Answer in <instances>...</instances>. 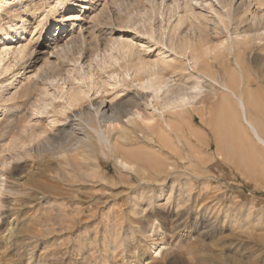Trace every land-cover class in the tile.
I'll return each instance as SVG.
<instances>
[{"label": "rangeland", "instance_id": "1", "mask_svg": "<svg viewBox=\"0 0 264 264\" xmlns=\"http://www.w3.org/2000/svg\"><path fill=\"white\" fill-rule=\"evenodd\" d=\"M6 1L9 6L0 12V53L4 47L17 49L20 46H30L34 53L27 64L29 68L26 75L20 78L24 80L19 83L18 88H23L27 83L26 78L30 77L32 82H29L32 85L37 83L40 89L18 98L15 102L21 107L26 106L30 97L33 100L39 99L46 89L50 93L58 94L54 82L50 83L52 79L68 77L71 70L77 75L74 60L79 58L78 61L89 69L92 58L97 54L106 53L109 45L107 40L110 41V37L132 40L146 62L159 57L161 60L165 59L169 65H164L163 73L167 74V77L173 75L174 83L178 85L180 82L179 85L185 87L188 85L187 75L190 71L194 72L193 65L187 62V56L182 57L167 47L165 40L171 35L177 40L188 34L196 40L198 46L203 47L207 44L217 46L228 37V32L223 25L220 26L216 13L218 11L225 14L226 7L218 0H178L181 3L178 13L183 15L187 11L194 24L191 26L190 22H186L176 35H173L170 29L177 22L178 15L171 18L167 15L170 14L166 11L167 7L162 10L165 12L164 17L159 12L155 15L149 0H96L97 4L93 3L92 9L81 8L85 0H72L69 8L65 10L60 6L56 14L51 12V6L56 5L58 0ZM174 1L176 0H167L166 6H171ZM28 2L31 5H26ZM186 2L190 4L188 9ZM27 8H30V11L27 21L21 24L24 26L22 34L5 40L2 29L13 33L10 25L17 23V17ZM85 11L86 14L82 16L84 19L80 22L86 38L84 42L83 38H79V28L76 24L73 25L72 21L64 20L61 32L59 23L64 14H83ZM251 11L263 15L264 0H253ZM34 12L37 14L35 19ZM194 14L198 19L193 17ZM139 15L143 20L141 16L136 18ZM135 18L139 19V22ZM36 20L46 22L44 31L37 27ZM162 27L167 29L163 30ZM231 27L233 26L230 25V30ZM150 30L155 32V37H159L163 31L166 32L163 35V43L161 40L155 43L144 36ZM72 33L75 35L76 44L74 43L70 51H61V46L72 40ZM55 40H58L59 44L54 48L52 42ZM166 44L170 45L169 41ZM216 55L214 52L208 57L213 59ZM253 55L246 56V68L252 87L257 90L264 104V53L258 51ZM0 58L4 60L0 66L1 71L3 66L12 60V52ZM128 61L121 60V65L102 69L94 60L92 68L95 82L107 80L110 84L102 86L99 94L92 91L90 98L84 102V107L88 106L89 101L97 103L102 97L110 100L116 91L125 89V95L117 102L123 101L125 110H130L136 102L141 110H146L145 99L139 98L140 89L137 86L112 85L114 79L111 76L114 73L123 75L126 65L133 67L137 63L136 59ZM226 61L228 65L232 64L231 56ZM220 62V59L212 60L214 70L220 66ZM175 64L180 65V68L175 67ZM186 68L189 70L186 71ZM182 69L185 70L184 73ZM54 74L55 77L50 80L48 77ZM130 74L128 81L135 78L133 69ZM146 76L144 72L138 78ZM10 80V72L0 77V90ZM221 96L219 94L216 99L208 97L205 100L207 107L204 103V112L200 107V110L190 109L193 111L182 113V116L172 115L171 119L177 121L178 128L177 133H171L173 141L169 147L167 144L165 147L143 137L150 131L142 125H138V130L135 125L129 126V130L122 127L111 131V138L125 145L120 149L121 154H125L133 163L136 162L137 171L140 173L147 169L148 174L144 175V180L135 171L122 170L115 156L109 153L103 155L96 146L92 150L93 156L89 163L85 164L83 159L76 160L84 170L78 166L68 167L71 171L66 170L65 165L59 168L54 154L59 151V144L64 143L66 139L63 135H56L55 139L53 136L57 127L61 126H50L46 115L41 116V122H37L38 118L31 117L28 119L31 124L26 125L27 133L21 134L22 125L16 123L14 132L12 131L14 136L11 133L9 137L3 136V141H0V159L8 156L9 160H16L17 157L13 156L24 151L22 141L27 139L26 149L32 152L25 154L23 160H19L21 170L15 176L16 180L18 179L15 185L18 193L11 195L7 192L2 196L5 209H0L4 216L1 215L0 224L3 221L9 222L8 227L11 226L12 231H15L12 242L7 246L6 242L0 240V264H141L143 261H148L149 264H264V156L255 158L251 145L231 121L228 110H225L226 107L224 108L225 105L221 102ZM54 101L56 104L63 103L62 99ZM231 110L233 112V108ZM223 111L227 113L224 118ZM5 113L6 111H0V122L3 124L7 122ZM20 116L22 114H19ZM181 117L184 118L183 121ZM178 121L182 122V128ZM142 128L145 129L144 134H141L144 131ZM33 133L37 134L34 142ZM215 133L220 136L217 137ZM0 134L2 135V132ZM123 134L125 139L121 138ZM126 134L128 136H125ZM132 134L134 136H131ZM47 138H50L57 150L38 152L39 143L43 148L47 145ZM92 143L95 145L94 141ZM220 146L222 152L219 151ZM127 148L130 149L125 150ZM129 150L138 151L148 158L144 157L143 162L131 157L127 154ZM147 161L153 166L156 161L162 162V166L166 167L165 173L157 175L155 168L153 169ZM0 167L2 171L1 162ZM74 167H77V170ZM151 175L156 177L161 185L154 181ZM160 187H164L165 196L155 202L153 200L154 205L147 207L146 198L152 192L159 191ZM173 190L174 192H171ZM135 196L143 201L141 207L133 206ZM153 224H157L159 229L162 228L161 234L159 232L155 236V241L165 246L161 253H157L151 241L145 239V233L151 231ZM120 240L123 241L120 243Z\"/></svg>", "mask_w": 264, "mask_h": 264}, {"label": "bare ground", "instance_id": "2", "mask_svg": "<svg viewBox=\"0 0 264 264\" xmlns=\"http://www.w3.org/2000/svg\"><path fill=\"white\" fill-rule=\"evenodd\" d=\"M218 1L224 4V7H226L225 14L220 13L218 11H216V13L219 18V22L221 23L220 26L223 25L225 31L227 30L228 32L226 33L228 37L222 42H220L219 45L216 46L214 44V46H207L208 44L206 41L207 45H203V47L200 45L198 46L196 40H193L191 37L188 36V34H185L184 36L178 38L177 40H175V36L171 35V37L168 40H165L167 42L169 41L170 43V45L166 44L167 42L165 43L167 47H170L173 51H175L177 54H179L182 57L187 56L188 57L187 62L189 61L193 65L192 69H194V72L191 73L190 71L189 74L187 75L189 77L188 80L187 78L185 79V81L186 80L188 81V85L186 87L179 85L180 82L178 85H176L173 80L174 77L173 75L167 77L166 76L167 74L166 75L164 74L165 73L164 65L167 66L169 65L165 59L161 60L159 57L158 59L153 60L151 62H146L139 54L140 52L137 51L136 46L134 45L132 40L124 39L122 37L121 38L119 37V39L110 37L111 40L110 41L107 40L109 42V45L107 47L108 48L107 51L105 50L106 53H104L103 55L97 54L94 58H92L91 62L88 65L89 69L85 68V64L80 63V61H78L80 59L79 58L77 60H74L76 63L75 68L77 67V75L74 73L73 70H71L69 71V74L66 72L70 76L65 78L62 77L58 80L54 78L53 80L52 78L55 77L56 74L48 77L50 80L52 79L50 83L54 82V86H56L58 90V94H56V92L50 93L49 90L46 89L40 94L41 96L39 97V99L33 100L30 99L32 97L30 98L28 97L29 100L26 106L21 107L15 101L18 98L22 97L23 95L28 96V93L30 95V92L34 90L38 91L39 89L38 88L39 85L38 86L36 85L37 83L32 85V83L29 82L32 80V78L30 77L26 78L25 81L27 83L25 84V86H23V88L21 89L18 88L19 83H21V81L24 80L20 78H23V76L26 75V72L29 68L27 67V64L30 61V58L33 55L34 51L28 45L20 46L17 49L16 48L14 49L12 47L10 48L4 47V49L0 53V56L8 55L12 52L13 58L8 64H5L0 71V77H2L4 74L9 72L11 77L10 82L6 83L3 89L0 90V103H3L0 105V111H6L5 114L7 116L6 123L3 124L0 122V132H2V135L0 134L1 135L0 141L3 139V136L9 137L10 135L13 134L12 131L14 132L15 129L14 126L16 123H21L22 125L20 129L22 132L21 134H25L23 132L27 131L26 125L31 124V120L29 121L28 119H30L31 117H36L38 118L37 122H41L40 121L41 116L46 115L47 118H49L48 124L50 126L53 127L61 126L60 128L57 127V129L54 132L53 138L55 139L56 135H63L64 139H66L64 143L59 144L57 148L59 149V151H57L56 154L53 153L54 155H56L57 158L56 163L58 162V165L60 166L59 168H61L62 165H65V169L71 171L72 169H69L68 167L73 168V166H78L82 168V170H84L81 163H79L76 160L83 159L85 164L89 163L88 161H91L93 156L92 150L96 146V148H99L101 150L103 155L104 154L107 155L109 153L115 156L114 158H116L115 160L117 161L118 166L122 170L135 171L140 175V178L144 180L145 179L144 175L148 174L147 169H145L144 167L145 170H143L142 172L139 173L137 171L138 165L136 166L135 164L136 162L133 163V161H130V159H128L125 156V154L124 155L121 154L120 149L125 145H123V143L121 144L120 141L111 138L110 136L111 131L117 130L118 128L121 129L122 127L123 129L126 128L127 130L129 126L134 127L135 125H137L136 130H138V125H142L148 128V130L150 131V133L144 134L145 129L142 128V131L144 130L141 133L144 134L143 137L145 136L153 140L154 142H158V144L160 145L162 144L165 146V144H167L169 147L173 141V139H171V133L174 134L177 133V128H178L177 121H173L171 117H173L174 115L180 116L182 113L184 114L185 112H187L188 114V111L191 112L193 111L190 109H196L198 111L200 110V107L202 108L201 110L203 111V109L205 108L204 103H206L205 100L208 97L211 96L213 99H216L218 95L221 94L222 95L221 102L223 103V105H225L224 106V108L226 107L225 110H228V114L229 117L231 118V121L233 122V124H235L240 134L243 135V137L251 145L253 155L255 156V158H261V156L263 157L264 156V104L261 101L257 93V90L253 89L252 87L250 76L248 74V69L246 68L247 67L246 56L250 57L258 51L264 53V14L258 15L251 11L253 0H223V2L222 0H218ZM72 3H73L72 0H58L56 5L51 6L52 7L51 12L53 14H56L60 6H62L66 10L67 7L69 8ZM93 3L97 4L96 0H85V2L81 5V8L92 9L94 7V5H92ZM149 3L152 4V10L155 13V15L158 14L159 12L160 15L162 14V17H164L165 12L162 10H165L166 7H167L166 11L170 12V14L167 13L166 14L170 15L171 18L173 16L178 15L177 22L170 29L173 35H176L178 31L182 28V26L186 24V22H190L189 25L191 26H193L194 24L187 11L183 15H180L178 13V9L181 8V3L178 0L174 1V3L171 6L170 5L166 6L167 0H161V1L149 0ZM185 4H186V9H188L190 6L189 2H186ZM26 5H31V3L28 2ZM7 6H9L8 1L0 0V12L4 10ZM212 9L214 8L212 7ZM28 11H30V8L24 9L19 14V17H17L19 18L18 22L17 23L15 22L12 25H10V27L12 28L11 30H13V33H11L12 31L9 33L7 30L2 29V31H4L5 40L14 39L15 36L22 34L21 33L22 29H24V26L22 25L27 21ZM86 12L87 11H85V13L83 12V14L77 13L75 15L64 14L62 17V21L59 23V28H61V32L64 28L63 21L64 20L72 21V24L73 25L76 24L77 27L79 28V38L81 39L83 38V42H84L86 38L84 36L85 34L82 31L83 26L81 25L80 22L84 19V17L82 18V16H84ZM36 16L37 14H35L34 12L33 15L34 19L36 18ZM140 16L141 15L137 16L136 18ZM193 17L198 19V17L195 14L193 15ZM141 20H143V18ZM137 21L139 22V19ZM137 21L134 22L135 26L137 24ZM35 24L43 31L46 29V22L44 20H39V21L36 20ZM134 24L132 26H134ZM230 25L233 26L231 27L232 28L231 30H230ZM162 28H164L163 30L167 29V27H162ZM221 29L223 28L221 27ZM153 30H150L149 32L147 31V33L144 34V36L151 39L155 43H159L160 40L163 43L164 41L163 35L166 34V32L163 31L161 32L159 37L157 36L155 37V32ZM71 36H72V40L66 42L63 46H61V51L67 52L74 47L76 38L74 37L75 36L74 33H72ZM202 43H204V41H202ZM58 44H59L58 40L52 42L54 48L57 47ZM81 52L83 51L81 50ZM214 52L217 53L216 57H214L213 59L211 58L209 59L208 56ZM161 53L164 54V52ZM230 56H231L232 64L228 65L226 59ZM129 59H134V60L136 59L137 63L133 67L126 65L123 71V75H121L122 73L119 72L114 73L113 76H111L114 79V84L112 85L114 87L118 85L119 86L124 85L127 87L137 86L140 89L139 98L145 99L146 105L144 106H146V110L144 111L141 110L140 107H138L139 104H136L137 102L135 103L134 106H132L130 110H125L123 108L125 106L122 104L123 101L117 102V100L120 97L125 95L124 93L125 89L116 91L114 97L110 100L103 99L104 97H102V99H100L97 103H95L94 101L93 102L89 101L88 106L84 107V102L90 98V94L92 91H95V93L99 94V91L101 90L102 86H107L110 84L107 80H103V82L100 81L95 82L94 80L95 73L93 72V68H92V63L94 62V60L97 61L98 65L102 69H105L107 67H112L118 64L121 65L120 64L121 60L128 61ZM217 59H220L222 62H220V66L214 70L212 60L215 61ZM2 62H4V60L3 58H0V66ZM174 66L176 67L177 65L175 64ZM179 66L180 65H178L177 68ZM187 68L185 69L186 71L191 69V67L189 69ZM132 69L134 70L135 78L128 81L127 78L130 77L129 76L131 75L130 70ZM174 70H176V68ZM185 70H183V73ZM144 72L147 74L146 78L145 77L138 78L140 74ZM126 81L127 83H125ZM55 82H57V84H55ZM45 83H47V81ZM56 99H62L63 103L56 104V101H54ZM139 101L140 100L138 99V102ZM216 104L218 105V103ZM216 104L214 105L216 106ZM207 105L208 104L206 103V107ZM231 108H233V112ZM222 110L223 109H221V111ZM19 114H22V116L19 117ZM200 114L203 113L200 112ZM226 115L227 113L225 114V116H223V118L226 117ZM223 118L222 120H224ZM181 120L183 121L184 118L182 119L181 117ZM179 123H180L179 126H181L182 122L180 121ZM180 128H182V126ZM194 130L196 129L194 128ZM196 131L195 133H197ZM127 134L125 136H128ZM133 134L131 136H134ZM215 134L217 137L220 136V134L219 135L217 133ZM36 135L37 134L33 133L32 142H34L33 139L35 138ZM121 138L125 139L124 134L122 135ZM45 140H47V145H45L42 148L40 147L41 143H39L38 152H43L46 150L51 151V149L53 151L57 150L54 144L50 142L51 141L50 138H47ZM93 141L95 145L92 143ZM27 142L28 139L25 140L24 142L22 141L23 146L22 144L21 146L22 148H24L23 149L24 151L23 152L20 151L18 152V154H15L16 156H13V157H17L16 160H9L8 156H6L7 158L3 156V158L1 157L2 159H0V162L3 165V168L1 169L2 171H0V209H2V207L4 208L5 206L4 199H2L5 196L4 194L8 192L9 194L11 193L12 195L15 192H17L16 190H18V189L15 190L16 188L15 185L17 184L16 181H18V179L16 180L15 176L17 175V172L21 170V167L19 166V160H23L22 158H24L25 154L32 152V150L26 149ZM130 148H127L125 150H128ZM219 151L222 152L221 146L219 147ZM127 154L131 157H136L142 161L144 160L145 157V155L135 150H129ZM156 155L157 154H155V156ZM78 156L80 158H77ZM146 157L148 158V156ZM156 158H158V156ZM150 161H147V163L149 164ZM161 163L156 161L153 166L150 162V164L152 165L151 167H153V169L155 168V170L157 171V175L160 176L163 175L166 171L165 170L166 167L164 168L165 165L162 166ZM4 167L6 168L4 169ZM94 167L96 166H93V168ZM62 171L63 170L61 169V172ZM65 173L69 174L67 172ZM56 175H58V173ZM152 178L154 179V181L159 183V185H161L160 184L161 182L156 177L152 176ZM163 189L164 187H160L159 191L152 192L146 198L147 207L154 205L153 200L155 202L156 199H160V197L165 196V194L163 193ZM171 192H174V190ZM132 202L134 207H141L143 201H141L139 197L135 196ZM1 215L2 212L0 213V217ZM8 225L9 222H4V221L2 222V224H0V240L6 242L5 243L6 246L12 242V235L15 231V230L12 231L13 229H11V226L8 227ZM159 228L160 227L157 226V224H153L151 226V231L149 230V232L145 233V239L151 241V245L153 248H155V251L157 253H161L165 249L164 245L155 241V236L157 235V233H159L160 231L162 232L161 230L162 228L161 229ZM122 241L123 240H120V243ZM143 262L141 264H149L148 261L147 263H143Z\"/></svg>", "mask_w": 264, "mask_h": 264}]
</instances>
